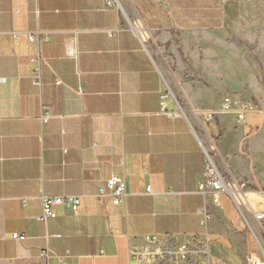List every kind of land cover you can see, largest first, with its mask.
<instances>
[{"label":"crops","instance_id":"obj_1","mask_svg":"<svg viewBox=\"0 0 264 264\" xmlns=\"http://www.w3.org/2000/svg\"><path fill=\"white\" fill-rule=\"evenodd\" d=\"M107 2L0 0V264H40L44 248L49 264H176L154 253L183 245L209 251L183 264H246L252 231L229 195L206 201L199 182L203 145L215 143L262 207L264 172L254 166L264 165V1ZM125 3L144 23L126 21ZM184 56L197 75L190 82ZM226 98L254 107L239 121L222 111ZM199 108L221 111L207 120ZM115 175L127 183L118 205L107 189ZM57 195L80 196V213L58 206L41 220L43 198Z\"/></svg>","mask_w":264,"mask_h":264},{"label":"built area","instance_id":"obj_2","mask_svg":"<svg viewBox=\"0 0 264 264\" xmlns=\"http://www.w3.org/2000/svg\"><path fill=\"white\" fill-rule=\"evenodd\" d=\"M113 0H108L107 5L112 6ZM32 42L37 41L39 38L33 34L30 37ZM31 62L35 64L36 76L34 81L36 84H41L40 65L41 59L38 56L31 58ZM4 81V78L0 77V82ZM165 95L163 98H165ZM165 107V103L163 102ZM253 103L249 99L241 98L240 101L233 102L230 98H226L222 111H231L237 114L239 121L245 118L248 111L253 109ZM221 110H205L200 109L207 120H212ZM49 112L43 115V119L47 120ZM204 150V177L199 182V191L205 197L207 201L212 199L213 203L219 204L221 202L222 194H227L231 197L232 201L236 205L239 213L246 222L247 227L252 231L255 239L256 246L252 249H248L245 255L246 264H264V191L260 192L263 198L262 207L259 208V203L255 197L250 196V191L233 180L229 175L227 165L223 164L218 156L217 145L215 143L203 145ZM107 189L110 195L113 196L114 204L118 205L125 201L127 195V183L124 177L113 176L107 181ZM105 188L100 191V196L106 194ZM64 206L70 209L74 214L78 215L81 211L82 201L78 195H57L52 197H44L42 203V215L40 219L47 221L49 218L57 216L56 207ZM203 224H207L212 215L208 211H204ZM14 239H24L25 236L19 233L13 234ZM155 239V238H153ZM133 256L141 257L147 254V250L139 251L138 249H131ZM177 253V254H176ZM142 254V255H141ZM209 254L207 245H204L200 249H194L189 246L183 245L177 251L174 248L163 247L158 249L154 253V257H159L163 260L166 256H170L175 259L176 264H183L184 261H190L196 259L197 256L207 257ZM49 251L44 248L39 253L40 264H49ZM197 264H212L206 259L198 262Z\"/></svg>","mask_w":264,"mask_h":264},{"label":"rangeland","instance_id":"obj_3","mask_svg":"<svg viewBox=\"0 0 264 264\" xmlns=\"http://www.w3.org/2000/svg\"><path fill=\"white\" fill-rule=\"evenodd\" d=\"M247 2V1H249V2H251V1H253V0H231V2L235 5L236 3L237 4H239V3H242V2ZM262 1H264V0H262ZM125 5V7H124V13H123V15H124V18L126 19V21L129 23V19L130 18H132V19H134V18H139V19H141L142 20V18L139 16V14H138V12H137V10L131 5V4H129V3H125L124 4ZM127 5V6H126ZM142 22L144 23V21L142 20ZM148 22V21H147ZM149 23V22H148ZM145 26H146V24H144ZM146 28H147V26H146ZM148 30V29H147ZM229 40H231V41H235V42H237V43H239V44H245V42H243L239 37H238V35L237 34H234L232 31H230V39ZM147 41H148V44H149V46L151 47V49L158 55V56H160L159 55V53H160V51L157 49V47H156V45H154L153 44V42H152V39H151V37H149L148 39H147ZM248 48H249V50H250V53H251V55L253 56V51H252V48H251V46L250 45H248ZM161 62H162V64H163V66H164V68H165V70H166V63H165V61L164 60H161ZM168 77H170V79H169V83H172V84H170L171 86H173V87H175V86H178V83H177V81L173 78V75L171 74V73H168ZM250 101H251V98H250ZM252 102V101H251ZM254 106V105H253ZM260 164H262V163H260ZM254 168L257 170V172H264V165H259V164H257V165H255L254 166ZM254 241H255V244H256V239H255V237H254ZM257 247V246H256Z\"/></svg>","mask_w":264,"mask_h":264},{"label":"trees","instance_id":"obj_4","mask_svg":"<svg viewBox=\"0 0 264 264\" xmlns=\"http://www.w3.org/2000/svg\"><path fill=\"white\" fill-rule=\"evenodd\" d=\"M175 42H176L177 46L179 47V49L182 50V46L180 44V40H179L178 35H175ZM184 60H185L186 68H185L183 81L184 82H190L191 80L196 78L197 75L192 71L191 66H190V64H189V62L185 56H184Z\"/></svg>","mask_w":264,"mask_h":264},{"label":"bare ground","instance_id":"obj_5","mask_svg":"<svg viewBox=\"0 0 264 264\" xmlns=\"http://www.w3.org/2000/svg\"><path fill=\"white\" fill-rule=\"evenodd\" d=\"M132 26L139 32H141L142 34H144L145 38L148 37L145 29L143 28V26L141 25L139 20H133L131 21Z\"/></svg>","mask_w":264,"mask_h":264},{"label":"water","instance_id":"obj_6","mask_svg":"<svg viewBox=\"0 0 264 264\" xmlns=\"http://www.w3.org/2000/svg\"><path fill=\"white\" fill-rule=\"evenodd\" d=\"M69 50H70V52L73 54L74 53V43H73V41H71L70 43H69Z\"/></svg>","mask_w":264,"mask_h":264}]
</instances>
